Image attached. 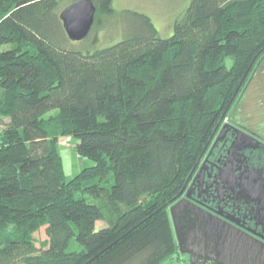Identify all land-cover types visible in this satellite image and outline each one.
Listing matches in <instances>:
<instances>
[{"label": "trees", "instance_id": "1", "mask_svg": "<svg viewBox=\"0 0 264 264\" xmlns=\"http://www.w3.org/2000/svg\"><path fill=\"white\" fill-rule=\"evenodd\" d=\"M73 1L0 0V264H160L182 253L169 206L264 53V0H191L165 38L93 0L95 41L123 27L93 50L65 31ZM62 136L94 161L69 179Z\"/></svg>", "mask_w": 264, "mask_h": 264}, {"label": "flooded vegetation", "instance_id": "2", "mask_svg": "<svg viewBox=\"0 0 264 264\" xmlns=\"http://www.w3.org/2000/svg\"><path fill=\"white\" fill-rule=\"evenodd\" d=\"M264 62L259 56L254 69ZM255 75L243 94H248ZM248 88V90H247ZM242 94V95H243ZM240 96L237 104H240ZM238 108V106H236ZM263 117L241 118L221 124L192 173L182 197L224 220L239 225L264 246V128Z\"/></svg>", "mask_w": 264, "mask_h": 264}, {"label": "water", "instance_id": "3", "mask_svg": "<svg viewBox=\"0 0 264 264\" xmlns=\"http://www.w3.org/2000/svg\"><path fill=\"white\" fill-rule=\"evenodd\" d=\"M96 11L97 6L93 0H76L61 10L60 17L71 40L80 41L90 34ZM224 115L225 113L221 116L202 153L217 132ZM200 159L201 156L181 191L169 206L180 251L189 255L190 264H264V246L260 245L262 241L259 238L239 225L208 211L188 197L173 202L184 191Z\"/></svg>", "mask_w": 264, "mask_h": 264}, {"label": "rangeland", "instance_id": "4", "mask_svg": "<svg viewBox=\"0 0 264 264\" xmlns=\"http://www.w3.org/2000/svg\"><path fill=\"white\" fill-rule=\"evenodd\" d=\"M190 2L191 0H113L112 7L118 12L125 9H133L147 14L155 24L159 37L165 38L173 33L176 20L183 15L187 7L190 5ZM117 19L118 21L113 20V23L111 24L106 22L107 24L105 26L98 28L96 33L99 35V40L95 41L91 32L86 38L73 42L76 43L78 48L83 50H93L96 47L110 45L120 40L123 36V27L120 23L119 16H117ZM256 63L252 66L250 76H248V73L247 76L242 79L241 84L239 85L241 86L240 89L236 96L234 95V99L232 98V102L230 101L231 104L225 109L226 112L224 111L225 115L221 122L224 126L225 122H231L232 119L240 120L244 117L247 119L250 117L257 119L258 117H263L262 126L264 128V62L261 69L256 72L255 75L253 71ZM252 75H255V79L250 84L249 93L243 94V90H245L244 88L248 85L249 78H251ZM242 94L245 96L241 98L240 104H237ZM236 106H238V108H236ZM56 112L57 109H53L47 114V116ZM74 142L75 140L72 136H62L58 142V150L62 156L63 170L68 179L76 175L83 167L94 164V161L91 158L80 155L77 152L74 147ZM203 154L204 153L200 156L202 157ZM104 225H106V223L103 220L97 221V228L103 227ZM34 235L37 239V245L41 246V241L48 238L46 234V226H42ZM67 249L69 251L79 250L80 245L74 239H71ZM189 263V255L180 253L172 258L165 259L160 264Z\"/></svg>", "mask_w": 264, "mask_h": 264}, {"label": "crops", "instance_id": "5", "mask_svg": "<svg viewBox=\"0 0 264 264\" xmlns=\"http://www.w3.org/2000/svg\"><path fill=\"white\" fill-rule=\"evenodd\" d=\"M190 264V263H189Z\"/></svg>", "mask_w": 264, "mask_h": 264}]
</instances>
